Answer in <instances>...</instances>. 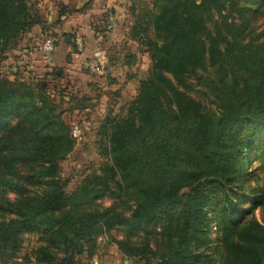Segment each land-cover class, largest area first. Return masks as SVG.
Wrapping results in <instances>:
<instances>
[{
	"label": "trees",
	"instance_id": "obj_1",
	"mask_svg": "<svg viewBox=\"0 0 264 264\" xmlns=\"http://www.w3.org/2000/svg\"><path fill=\"white\" fill-rule=\"evenodd\" d=\"M151 5L146 18L133 11L130 29V39L149 54L147 76L123 115L109 113L101 121L96 135L104 162L71 192L57 177L59 161L76 145L62 113L41 94L44 85L36 90L0 77V258L16 255L23 234L41 233L62 256L39 244L31 253L36 264H79L83 254L93 256L101 234H148L167 218L180 227L181 240L164 243L167 252L145 244L138 257L153 264H194L198 251L183 241L208 229L214 186L223 211L237 213L227 216L220 243L230 264H264V227L247 217L258 199L250 210L237 211L226 195L247 162L264 152V137L251 146L264 131V30L257 41L246 42L254 12L242 0ZM234 11L238 17L228 19ZM39 22L29 0H0V52ZM149 29L155 41L148 40ZM124 60L133 64V56ZM207 63L215 68L210 84L218 113L204 111L188 95L187 78L205 71ZM88 102L78 100L72 110L88 108ZM128 199L135 206L130 217L123 212Z\"/></svg>",
	"mask_w": 264,
	"mask_h": 264
},
{
	"label": "rangeland",
	"instance_id": "obj_2",
	"mask_svg": "<svg viewBox=\"0 0 264 264\" xmlns=\"http://www.w3.org/2000/svg\"><path fill=\"white\" fill-rule=\"evenodd\" d=\"M49 1L55 6L54 9L48 8L47 3ZM153 1L131 0L127 12L122 15L123 19H134L133 11H136L138 16L140 15V18H146L152 13L151 4ZM242 1L244 5L246 4L251 7V10L254 12L253 15L248 17L251 19V23L249 32L246 35V42L257 41L259 38L256 37L264 30V0ZM76 3L79 7L78 9L75 8ZM90 3V0H29L34 17L42 22L44 19H50L51 16H53V19H56L67 13H77L85 9ZM240 5L243 7L242 3ZM211 14L213 15V20H217L218 15L216 11L214 10ZM237 17L238 15L235 11L228 14V19H236ZM213 24V21L207 23V30L212 34L214 33ZM122 28H125V24L122 25ZM47 31L50 30L47 29ZM26 34L27 32L20 35L16 45L12 44L8 49L0 52V77L8 81L24 82L35 86L34 89L36 90H38V87L40 88V86L44 85L45 90L41 94L46 97L50 106L55 107L57 113H62V117L69 125L70 131L74 126L80 127L82 138L80 140L75 139L76 145L71 153L60 160L58 164L59 172L57 177L65 185L66 191L71 192L72 189L79 186L81 179L85 175L98 171L100 165L104 162L103 157L100 155L101 150L96 135L100 123L109 113L111 118H117L119 115L121 116L125 113L126 107L137 94V82L140 79H145L147 76L150 67L149 54L146 52L145 47L138 45L139 42H137L136 46L125 44L122 49L125 55L132 56L130 52L132 49L136 50L138 45L141 56L132 65H127L128 67L120 72L118 69L119 65L113 63L116 57L112 56L113 51L111 48H108L104 53L109 59L111 58L110 65L113 69L111 75H94L90 76L91 78L88 80L83 77V74H89L84 68V61L81 66L79 59L72 66L66 64L60 66V69L58 68L59 66L51 69L47 64L48 61L46 62L44 58H50L52 53L47 54L44 50H40L38 51V56H33V59L28 60L24 57L25 54L23 52V50L28 49ZM154 36L153 29H149L148 40L155 41ZM261 41L259 40V42ZM34 60L41 61V64H34ZM119 62L122 65H126L124 60ZM116 70L120 74L116 73ZM113 74L118 75L116 78L120 81H116V78L111 77ZM215 79V68L209 67L208 63L205 71L197 70L195 74L187 78V83L190 86L188 90L189 97L198 102L204 111L209 113H218L210 84ZM125 80L132 82L127 87L128 90H125V88H119L120 90H118L117 86H121L122 83H125ZM113 83H115L114 87L112 86ZM121 90H124V93L115 96ZM81 99L90 101L88 102L90 112L88 111L83 114L82 109L72 110L75 107L73 106L74 103ZM95 100L99 101L98 106L93 102ZM262 137H264V131L252 141L251 146L255 147L257 141L261 140ZM248 139V137H244L245 141H248ZM247 163L244 173L238 176L235 185L231 188L227 187L226 195H228L237 211L250 210L251 204L255 203V199H258L259 204L251 209L247 217L250 218L251 216L258 224L264 227V152L258 158L254 157ZM220 192L219 187L213 186L212 197L214 205L211 207V210L207 211H213L215 214L212 216L209 212L208 217L210 222L208 229L204 233H199L195 236L189 234L188 238H185L183 241L184 245L188 244L191 248H195L198 251L196 255H199L200 258L194 264L231 263V259L226 251L222 250L223 246L220 248V243L226 233L224 228L226 220L236 217L237 213L227 214L223 211V203L219 200ZM7 197L9 199L15 198L14 194H8ZM102 205L103 207H109L110 200H104ZM134 208V203L128 199L126 206L123 208L125 216L130 217ZM161 220L158 224L149 227L148 234L137 233L128 235L126 230L123 229H116L101 234L96 239L93 256L87 257L86 254H83L78 258L79 264H153L155 261L151 258L141 260L138 257V254H140L139 250L146 248L145 244H148L152 250L156 249L160 251L163 249L167 252L168 249H164L163 247L164 243L175 244L181 240L178 236L180 227H178L176 222L170 221L167 218ZM128 239L130 244H127ZM39 244H48L41 233L23 234L22 244L17 252H15L16 255L14 257L5 256L4 258H0V264H36L31 258V253ZM48 247L55 251L58 257L62 256L61 250L58 247H51L49 244Z\"/></svg>",
	"mask_w": 264,
	"mask_h": 264
},
{
	"label": "crops",
	"instance_id": "obj_3",
	"mask_svg": "<svg viewBox=\"0 0 264 264\" xmlns=\"http://www.w3.org/2000/svg\"><path fill=\"white\" fill-rule=\"evenodd\" d=\"M90 2L91 3L85 9L80 10L77 13H67L56 19H53V16H51L50 19H44L43 22L39 20V24L34 25L26 34L28 49L23 50L25 54L24 57L30 60L33 59V56H38V51L43 50L44 41L50 39L52 42V54L50 58L44 59L46 62L48 61L47 64L51 69L56 66H59L58 68L60 69V66L66 64L72 66L74 62L78 61L77 59L80 60L82 66L83 61L94 55L96 52H104L108 48L112 49V56L116 57L113 63L119 65V71L121 72V70L126 69L128 66L125 64L122 65L121 62H119L124 60L125 57V53L122 49L125 44H132L133 46L138 44L130 39V29L134 19H123L122 16L127 12L131 0H90ZM47 5L50 9L55 8L50 1ZM75 8H79L77 3ZM107 13H112L116 16L117 25L113 31L105 29ZM119 15L122 19H118L120 18ZM123 24H125V28H122ZM47 29L50 31H47ZM76 34L83 36L84 39V49L82 53H77L73 45V36ZM66 37L71 38L69 43L65 42ZM138 45L140 46V44ZM138 45L136 50L132 49L130 52L133 56V62L141 56L140 50H138ZM33 63L41 64V61L34 60ZM115 72L117 73L118 70ZM115 74L111 77L116 78L118 75ZM118 74L120 73L118 72ZM90 76L92 77L93 75L83 74V77L88 80H90ZM141 80L143 79H140V81ZM116 81L120 80L116 78ZM124 82L125 83H122L121 85L122 87L120 85L117 86L118 90H120L119 88H125V90H128L127 87L132 83L129 80H125ZM139 82H137L138 85ZM115 83H113V87L115 86ZM122 93H124V90L117 92V95L115 96ZM93 102L98 106V100Z\"/></svg>",
	"mask_w": 264,
	"mask_h": 264
},
{
	"label": "built area",
	"instance_id": "obj_4",
	"mask_svg": "<svg viewBox=\"0 0 264 264\" xmlns=\"http://www.w3.org/2000/svg\"><path fill=\"white\" fill-rule=\"evenodd\" d=\"M116 25H117V21L114 14L107 13L106 29L108 31H113L116 28ZM73 45L77 53H82L84 49L83 36L77 34L74 35ZM43 50L47 54L51 53L52 42L50 40L47 39L44 41ZM110 64L111 63L109 57L104 52L99 51L84 61V68L89 74L93 76L94 75L108 76L111 75L112 73V67ZM89 110H90L89 108H85L82 110V113L85 114ZM80 133H81V129L79 126H74L71 130V136L76 140H80L82 138Z\"/></svg>",
	"mask_w": 264,
	"mask_h": 264
},
{
	"label": "water",
	"instance_id": "obj_5",
	"mask_svg": "<svg viewBox=\"0 0 264 264\" xmlns=\"http://www.w3.org/2000/svg\"><path fill=\"white\" fill-rule=\"evenodd\" d=\"M69 41H71V38H70V37H66V38H65V42H66V43H69Z\"/></svg>",
	"mask_w": 264,
	"mask_h": 264
}]
</instances>
